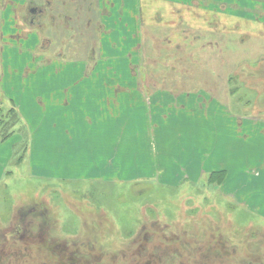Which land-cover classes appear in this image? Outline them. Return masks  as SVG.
Instances as JSON below:
<instances>
[{"label":"rangeland","instance_id":"1","mask_svg":"<svg viewBox=\"0 0 264 264\" xmlns=\"http://www.w3.org/2000/svg\"><path fill=\"white\" fill-rule=\"evenodd\" d=\"M48 1L47 39L0 41V264H262L260 160L216 122L264 116V0Z\"/></svg>","mask_w":264,"mask_h":264},{"label":"crops","instance_id":"2","mask_svg":"<svg viewBox=\"0 0 264 264\" xmlns=\"http://www.w3.org/2000/svg\"><path fill=\"white\" fill-rule=\"evenodd\" d=\"M184 1V3H180V7H176V5H174L173 7H172V9H178V10H181V12H180V15L181 16H186L187 15V12H188V5H187V1L186 0H183ZM211 1H214V0H211ZM215 1H220V0H215ZM97 2L99 3V13H100V15H99V18H100V22L103 24V13H102V11H103V0H97ZM173 3V2H172ZM211 4H213L212 2H211ZM183 7V8H182ZM22 9H20V10H17L15 13H14V16H12V18H8L7 20H4L5 19V17H4V15L2 14V16H1V18H0V41L2 42H4V43H10L11 41H12V38H15V40H17L18 42L19 41H23V42H25L27 39H28V37H30L31 35H33V33L30 35V36H28V37H24V33L21 31V18H20V16L22 15V11H21ZM183 10H184V13H183ZM2 13H3V11H2ZM251 14V13H250ZM182 18V17H181ZM17 23V24H16ZM13 24H15V25H13ZM12 31H13V33H15V35H13L12 34ZM15 31V32H14ZM103 32H101V34H102ZM12 34V35H11ZM16 35H18L17 37H14V36H16ZM6 38H9L8 40H5ZM43 39H47V38H42V37H40V40H43ZM200 41H201V44L203 43V44H209V42H205V39H199ZM38 39L37 38H34V43L33 44H35V42H36V44L38 43ZM35 44V45H36ZM1 49H0V64H1V71H0V90H1V92H2V95H3V97L4 98H8V99H11V97L10 96H8L7 95V93H6V90L4 89V88H6L5 87V70H3V68H2V63H3V58H2V54H3V51H4V44H3V46L2 47H0ZM84 73V75H85V72H83ZM54 75H56L55 73L53 74V76ZM74 79H76V78H74ZM78 80H80L79 78H78ZM4 82V83H3ZM76 83H79L80 84V82H74V85H76ZM81 85V84H80ZM102 87H97L96 89H97V91H98V93H93V92H86V89L84 88V90H85V92H76V89H66V90H63L62 92L63 93H65L66 95H65V97L66 96H71L72 97V99L70 100V101H74V102H77V100H78V98L76 97V96H79L80 97V99L79 100H81V98H82V96L84 97L85 95L86 96H89L90 98H88V100L86 99V102L85 103H89V102H93V103H95V104H91L92 105V107L91 108H93V109H95V110H97V111H99V113H101V112H103V105H101V104H103V92H101L102 91V89H101ZM134 92L133 93H136V94H138L137 95V99H136V102L137 103H140V102H145V100H143L144 99V97H150V96H152V95H154L155 93L153 92V90L152 89H147V88H140V87H137L135 90H133ZM168 93V95H170V96H172V95H175V94H173V92H172V90H168L167 91ZM128 93V92H127ZM105 94V93H104ZM47 95H49L48 93H47ZM141 96V98H142V100H139V97L138 96ZM52 96V95H51ZM54 96V95H53ZM57 96V95H56ZM95 96H100V98H96ZM65 97H64V95H63V97H62V99H61V102L63 101V100H65ZM68 98V97H67ZM75 98V99H74ZM57 100V99H56ZM69 100H68V102H70ZM123 101V100H122ZM53 102V101H52ZM54 102H55V100H54ZM60 102V103H61ZM96 103H99L101 106L99 107V108H97L96 107ZM58 104V103H57ZM145 104H147V102L145 103ZM84 105H86V104H84ZM148 105V104H147ZM19 110L21 111V108H19ZM23 112V111H22ZM93 113L95 114V112H92V114L91 113H88L86 116L87 117H89V119H91L90 121L91 122H89L88 123V121L85 123V126L83 127V128H85L86 126H90V125H92V127L94 126L93 125V118L94 117H96V115L95 116H93ZM21 114H23V113H21ZM26 115V114H25ZM26 117V116H25ZM244 118H246V117H244ZM258 118V119H257ZM100 123V122H99ZM217 123V125H216V127L218 128H224V127H227V128H232V129H235V133H238V132H240V130L242 131V129L243 130H245L246 129V132L248 131V132H250L249 130L251 129V128H254V129H259V130H254L255 131V134L254 133H252V132H250V134H247V133H245L244 134V138L242 139V137H239L240 135H241V133L240 134H237L238 135V137H236V143L237 144H235V146L234 147H229L228 149H222V153L224 154V153H228V155H230V153H232V152H236V151H238V150H241L245 155L244 156H246L245 158L244 157H242V159H244L245 161H246V163L247 164H245V168H247L249 165L251 166L253 163H254V165L253 166H257L256 167V169H258V173L256 172V171H253L254 172V176H256V177H258V176H261V177H264V164H262V163H260L261 161H264V116H260V117H258V116H253V117H251V118H249V119H243V120H241L240 118L239 119H237V120H232V119H228L227 120V122H225V124L224 123H221V122H216ZM99 127H101L102 129H103V123H101V124H99L98 126H96L95 128H99ZM102 129H96V130H90V132H92V133H90V134H88V133H86L85 135L86 136H92L93 135V137L92 138H96V137H98L100 134H103V133H101V131H102ZM73 136V135H72ZM252 138H254V140H252ZM61 141H63V139L61 140ZM68 141V140H67ZM74 141V140H73ZM69 143L70 142H72V141H68ZM243 142H246V143H243ZM1 144H3V143H1ZM243 144H248V147H243ZM31 150H32V147H31ZM5 153L6 152H3V150L1 149V147H0V161H3L4 160V158L6 157H4V155H5ZM220 158H223V156L222 157H220ZM234 158H236V157H234ZM234 158H232V159H234ZM260 160L259 162H253V163H251V162H249L248 160ZM229 160H230V158H229ZM244 162V161H243ZM243 164V163H242ZM259 182H261V184H260V189H261V191H264V179H262L261 181H259ZM247 187H248V185H244L243 186V188L242 189H247ZM240 190V189H239ZM239 190H237L236 191V193L239 191ZM260 204V207L262 206H264L263 204L264 203H262V200H260V202H259ZM249 206V205H248Z\"/></svg>","mask_w":264,"mask_h":264},{"label":"flooded vegetation","instance_id":"3","mask_svg":"<svg viewBox=\"0 0 264 264\" xmlns=\"http://www.w3.org/2000/svg\"><path fill=\"white\" fill-rule=\"evenodd\" d=\"M20 9H22V14L25 16V18L23 19V22L21 20V31L24 33V37H28L30 36L33 32L36 36V38H40L41 37V31L43 30V23L40 20L41 17H45V11L46 10H51L52 7L50 6L49 1H46V5L45 6H29L28 5V0H23V2L21 3ZM19 9V10H20ZM16 12V11H15ZM29 38V37H28ZM40 40V39H38ZM43 40H41L42 43ZM36 48H38L37 50H39L41 48V45L37 46ZM35 48V49H36ZM43 52V49H41ZM40 52V51H39ZM51 57L47 56V61L51 62Z\"/></svg>","mask_w":264,"mask_h":264},{"label":"trees","instance_id":"4","mask_svg":"<svg viewBox=\"0 0 264 264\" xmlns=\"http://www.w3.org/2000/svg\"><path fill=\"white\" fill-rule=\"evenodd\" d=\"M262 264H264V262Z\"/></svg>","mask_w":264,"mask_h":264}]
</instances>
